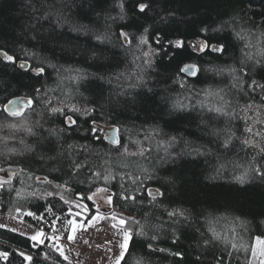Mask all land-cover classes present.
Masks as SVG:
<instances>
[{"label": "trees", "instance_id": "trees-1", "mask_svg": "<svg viewBox=\"0 0 264 264\" xmlns=\"http://www.w3.org/2000/svg\"><path fill=\"white\" fill-rule=\"evenodd\" d=\"M121 2L0 0V48L16 57L27 56L31 63H36L35 67H43L45 71L49 70L47 62L78 68V75L79 70L82 71L79 79L82 82L75 84L71 81L67 84L68 80H65L66 85L70 86L67 92L70 102L75 104L70 105L71 110L46 114L47 108L40 104L37 88L45 78H52L53 73L37 77L0 57V101L15 94H30L35 100V109L39 107L40 111L31 109L27 112L28 108L27 114L32 118L43 114L41 124L34 126L37 128L33 135L21 133L16 138L18 141L5 145L8 150L13 147L16 154L9 153L11 159H0V163H12L23 166L26 169L22 170L24 172L47 175L51 182L57 180L68 184L79 194L85 189V184L98 181L99 185L111 189L115 201L119 199L120 192L116 189L120 182L123 179L126 182L132 180L134 184L131 181L132 184L128 183L130 188L123 190L127 197L132 195L134 199H127V208L125 205L123 207L136 219L130 224L133 235L121 264H147L144 260L160 259L158 264H244L247 247L250 248L256 235L264 236V177L253 171V168L264 171L261 167L264 164V142L255 137V142L260 145L256 144L254 152L248 150L250 155L246 154L250 158L241 155L237 162H231L232 148L235 146L236 151L239 148V145H235L238 143L232 132L237 127L236 118L230 117L228 119L231 121H227L215 111L221 108L222 113L230 114L235 109L231 100L220 102V97L225 99L229 96L227 88L217 83L212 90L214 85L206 81L211 86L203 85L204 96L213 92L215 99L209 101L206 113L200 112L198 107L185 104L179 97L187 91L188 86L199 90L197 83L205 71H200L197 78L182 84L180 78L175 82V74L183 61L193 59L208 71L213 67L223 68L227 75L232 72L231 69H235L229 86L232 95L245 87L249 88L246 92H250L247 84L251 79L264 84V0H155L153 11L148 13L145 20L147 31L135 27L124 29L133 34L134 38L130 37L132 45V41L137 39L140 42L142 38L152 48L161 50L152 64L144 65L152 69L148 72L149 77L152 75L148 82L158 90L153 96L147 94L150 92L146 90V93H135L125 87L129 82L126 79L128 75L123 72L124 66L130 67L129 63L134 62H130L127 55L136 48L132 45L127 47L122 43L123 38H118L120 22L113 23L107 19L118 15ZM123 3L125 12H128L130 0H123ZM249 21H253L255 26ZM58 24L65 27L60 28ZM69 25L86 35L67 31ZM221 27L222 31H215ZM92 34L101 39L93 40ZM206 36L214 37L210 41L214 44L222 41L225 52L209 54L207 50L199 52L190 47L192 39L201 37L204 40ZM175 41H181L182 46L173 47ZM68 42H74L77 49ZM250 68L255 71H248ZM220 76L217 75L218 81ZM112 79L121 88L119 91L112 87ZM252 87L255 94L264 92L258 86ZM122 89H125L124 92H121ZM200 93L198 96L202 95ZM239 95L240 92L232 99L240 102ZM165 96L171 101L173 111L168 101L164 103ZM69 98L65 97L63 101L57 96L64 103ZM77 107H86L91 111L85 117H78V112L74 111ZM63 114L71 115L76 124L71 127L65 124ZM249 116L252 119L248 117L244 121L255 120L254 126L259 127L257 129L264 141V126L253 120L254 116ZM90 118L97 120L99 125L108 123L117 126L121 144L114 146L107 142L99 126L93 134ZM9 120L12 124L13 119ZM52 130H55L54 134ZM144 130L152 131L153 136L141 134ZM229 133L230 142L225 147L224 141ZM134 141H143L139 153L129 155L121 152L125 146L130 148ZM107 145L110 148L106 150L104 146ZM202 145L208 148V155L202 154ZM195 148L199 149V154L193 151ZM113 154L122 155L118 159ZM131 156L144 159L142 161L152 167V170L147 169L150 174L143 178L141 172L137 171L138 176L127 173L125 178L121 175L122 171L118 172L119 167H113L116 163H122V166L129 164L133 159ZM102 165L106 169L102 170ZM246 169L247 175L241 183L237 177L244 176ZM208 172H213L215 176L209 177ZM63 179L68 181L64 182ZM150 183L156 185L163 195H156V188L155 191L148 188ZM4 191L0 193L2 197ZM149 191L155 193L149 196ZM80 195L87 198L82 193ZM11 201L12 198L5 199L2 204L12 211L17 207L37 211L43 206L39 200L33 202V206L28 203L11 205ZM169 212H184L185 216L170 217ZM215 223L219 229L216 233L223 231V235H226L228 240L225 242L217 239L214 233L205 232L204 225L215 232ZM141 232L144 234L141 235ZM0 235L17 245L29 246L27 238L18 233L0 228ZM153 236L161 241L154 242ZM175 237L179 238L174 242ZM207 239L213 243L205 244ZM175 252L181 255H172ZM10 255L4 264H10L13 260L20 264L21 257L14 251ZM32 264L47 263L35 260Z\"/></svg>", "mask_w": 264, "mask_h": 264}, {"label": "rangeland", "instance_id": "rangeland-1", "mask_svg": "<svg viewBox=\"0 0 264 264\" xmlns=\"http://www.w3.org/2000/svg\"><path fill=\"white\" fill-rule=\"evenodd\" d=\"M114 5L116 6V3ZM64 27L65 25L63 26L60 25V28H64ZM66 30L71 31L74 34L80 33V34L86 35V33L77 30V27L73 29L70 27V25L66 28ZM92 38L93 40L95 39L98 40L97 36L95 37L94 34H92ZM202 40L203 38L201 37H195L194 39H192L191 45L199 44ZM70 43L73 44L72 45L73 48H76V46H74V42L73 43L70 42ZM70 43L68 42V44ZM125 45L129 47L132 44L125 43ZM139 45H141L140 42H139ZM80 48L84 49V47H80ZM0 50L7 51L3 48H0ZM145 52L149 53L147 57L144 55ZM160 52L161 50L158 49L157 51L155 48H152V46L149 44L141 45L140 47L136 48V50L132 52L129 51V55L127 56L130 62L132 61L134 62L129 63L131 65L130 67L126 68V65H125L124 71H123L124 73L128 75L126 79L129 82V85L128 84L125 85L128 91L130 92L133 91L135 93H137L138 91H144L143 93H146L147 91V92H150L147 94H151V96L154 95L155 91H158V90H155V88H153L154 87L153 83L151 87L150 86L151 82L150 83L148 82L150 80V77L152 76L150 74V77H149L148 72L151 71L152 69L150 70V67L145 68L144 65L149 66L150 64H152L154 59H157L159 57V55L161 54ZM8 53L12 55L10 52ZM77 53L80 54V52H77ZM21 62H26L28 64V68H26V70H29L30 72H32L31 69L38 68L34 66L36 65V63L35 64L31 63V61H29L28 57L25 55L17 57L15 65L19 67V64ZM47 64H49L48 65L49 70L45 71L44 74H42L41 76H44V75L47 76V73L50 72V73H53V77L50 78L49 80H46L45 78L42 81V85L37 88L39 91L37 94H39L38 98H39L40 104L43 105V107L45 108H50V104H52V100L57 99V96L63 101L65 100L64 99L65 97L69 98L68 97L69 93L67 92L70 86L66 85L65 80H68L67 84L71 83V81L72 83H75V84H78V82H82V80H79L81 79L80 75L82 71L79 70L80 74L78 75V72L76 71L78 70V68L68 67L67 65H59V64L53 65V63L51 62H47ZM191 64L195 65L197 68V71L195 72V74L189 75L181 71L182 68H184L185 66L191 65ZM75 66L77 67V65ZM144 69L146 72H144ZM217 69L218 68L213 67L211 71H208L206 67L204 68L203 66L200 65L198 61L193 60V59L183 61L180 64V67L177 71V75L175 74V82L176 80H178V78H180L181 84L187 81L194 80L195 78H197L200 71H205V75L202 76V78L197 83L199 90L191 89L192 87L189 88L188 86L186 88L187 91L184 92L179 97V99L183 100V102L185 104L187 103L189 106L198 107L199 108L198 110H200V112L205 111L206 113L207 109L210 106L209 101L210 100L212 101V99H215V98L212 97L213 92H210L211 95L206 94V96H204L205 91L204 92L202 91V89L204 88L203 85H209V86L214 85L212 86V90H214V87L216 86V84L219 83V85H221L223 88L225 87L227 88L226 91L228 92L227 94L229 95L228 97L226 96V98L223 100L220 99L221 103L225 102V100L227 102L231 100L232 106H235L234 110L239 111V113L237 114L239 116L238 119L241 120V118H244L243 120H247V118L250 117L249 116L250 114L251 116H254L253 120L256 119V121H258L259 124L264 126V121H263L264 92L262 93L258 91V94L257 93L255 94V92L252 90L253 85H251V82H250L247 85H249L250 87L251 95L245 97L240 94L238 98L240 99L241 97L240 102L236 103L234 99L232 98H234L235 95L237 96L238 93L234 92V94L232 95L231 93L232 88L231 87L229 88L231 81H232V76L234 75L233 71L227 75H226V72L224 71L223 74H221L220 76V74H218L217 72ZM228 72H230V70ZM217 75L221 77L220 81H218L219 79L217 78ZM115 76L116 75H114V77ZM206 81L212 84L211 85L206 84L205 83ZM111 82H112L113 88L118 89V91L121 89V88L119 89V85L116 82V80L114 81L112 79ZM209 86H208V90L210 88ZM124 90L125 89H122L121 92H124ZM247 90H249V88L247 89L245 87L241 89L240 91H247ZM200 91H202V93H200ZM222 91H224V89ZM71 93H72V90L70 91V94ZM109 93L111 95L114 94L113 92H109ZM126 93H129V92H126ZM199 93L202 95L198 96ZM183 97L189 99V101L186 102L187 99H184ZM16 98L19 99L18 100L19 103H17L14 106L18 107L19 109L25 108L24 106H27V108H29L27 112H30L31 109L37 112L39 110V107L35 109L36 107L35 106L36 104L34 102L35 100L31 98L30 94L29 95L15 94L14 96L6 98L4 100L1 99L3 101L2 102L0 101V119H2L0 120V159H3V160L11 159V157L8 156L9 153L16 154L13 147L10 150H8L7 148H5L6 147L5 145L11 144L12 141H18V139L16 138H18V135L21 133L28 135V136L33 135L34 130L37 128L34 126L37 124L40 125L41 124L40 122L42 119L41 117H43V114H38L37 117L34 116L35 118H32V116H30L29 114L25 119L19 121L21 123L16 124L13 122L12 123L13 125L10 124L11 121L9 119L11 118H8L9 117L8 115H10L9 112L11 111H5V108L6 106H8L11 109L13 105H9V101L16 100ZM167 98L166 96L164 97V103H165V100L166 102L168 101ZM23 100L24 101L31 100L32 103L31 104L27 103V104H24L23 106L22 104ZM70 101L71 99L69 98V101H67L66 104H64V102L59 103L63 111L69 112V110H71L69 109V107L71 108L70 105L72 104ZM167 103H170V108H172L171 101L170 102L168 101ZM239 103H242V104H239ZM188 105L186 106L189 107ZM79 109H81V111L78 112V114H76L78 117L87 116V114L84 112L86 107H81ZM171 110L173 111V108ZM48 113L50 114L52 113V111L49 110L46 114ZM250 118L252 119V117ZM251 122L252 120L246 121L245 128L244 129L242 128L243 132L244 130H248L249 128H251L252 126ZM253 122H255V120ZM89 125H90V129L93 134H95V132L97 131V127L99 126L101 129L100 131L102 132V134H104L106 141L109 142L111 145L118 146L121 144L122 139L120 135H118L119 137L118 143L114 142L110 138L111 133L108 131V128H112V126L105 129L104 125H101V124L99 125L98 121L93 120V118H90ZM255 127L256 128L254 132H256V130H258L257 128H259L257 126ZM116 132L119 133V131L117 130ZM140 133L146 136H153L154 134L150 130H144ZM97 135H98V132H97ZM141 142L134 141L132 146H130V148L129 147L127 148L125 146L123 147L121 152L129 153V155H135L137 154V151L142 150ZM256 144L257 143H253L249 141V143L245 145L244 147L250 148V150L253 152V151H256ZM104 147L106 150L110 148L108 145L107 147L106 146ZM120 156L119 155L115 156L113 154V157L118 158V159ZM131 157H133L134 160L130 159L129 164H123L122 166L121 165L122 163H116L113 165V167L115 166L119 167L120 170L118 172L121 173L122 171L123 173L121 175L123 176L127 173L129 175L135 174L138 176L137 171L141 172V174L143 175L142 176L143 178H145V175L150 174V172H148L147 169L152 170V167L148 164H145L144 163L145 161H142L144 159H139L135 156H131ZM44 159H46L47 161L46 157ZM42 161H45V160L42 159ZM0 169H2L0 170V188L4 187L1 189L0 193L5 190L4 191L6 195V196L4 195L5 199L12 198V201L10 203L11 205H15V203H18V204L28 203L30 205L32 204L34 205L33 202L35 201H33L30 198H41L43 200L42 208H40L37 211L30 209V208L22 209L20 207L15 208L14 211L12 210L6 211V209H3L2 206H0V224L5 225V227H2L1 229H6L11 232L18 233V234L21 233L20 231H23L25 233H28V235H21L26 238L28 236L36 234L38 229H43L45 235L48 237V239L45 240V243L43 245H39L38 247L31 248L30 246H27V247L25 246V248L29 250V254L33 256V261L35 260L41 261V262L44 261L47 264H52L51 255H55L54 256L56 257L55 261L56 262L60 261L62 264H119L120 263V260L123 259V257L125 256L128 250V247L126 250H122L120 248V243L124 239L121 229L128 228L129 226L131 230L129 228L128 229L132 231L130 224L132 225L133 222L135 221L134 219H136L134 218V215L131 214L130 211H127L126 209L127 208V205H126L127 203H125L126 200L129 198L132 199L133 197L132 195L127 197L126 193H124L123 189L130 188L128 186V182H126L125 179H123V181L120 182V185L117 186L116 190L118 193L120 192L118 194V198H119L118 200L115 201L114 196H112L111 189L108 188L107 190L104 187L97 188L93 196L90 195L92 199L88 200L87 198L81 199L80 197L81 193L89 197L88 196L89 194H86L87 193L86 191H83L79 194L77 192V189H75L74 187H71L68 184L66 185L65 183H62V182H60L59 186L56 187L58 184L51 182L49 180L50 177L42 178L40 176L41 174L39 173H35L31 171H29V173L28 171L24 172L22 170H26V169H24L23 166L19 167L12 163H8V164L0 163ZM101 169L102 170L106 169V167L102 165ZM1 182H3V184ZM61 194L64 195L65 199H61L62 197L61 198L58 197ZM109 195L112 196L111 204L108 203ZM65 201L67 203H65ZM93 204L97 205L99 209V212L95 213L96 215L99 216L98 220L87 219L89 217L88 215L91 214L90 212L93 207ZM85 205H86V208L82 207ZM124 205L126 206V208H124L125 207ZM29 212H35L37 215L35 217L29 216L28 215ZM77 212H80L81 216L75 215V213ZM109 212L111 214H109ZM69 213H72V215H70ZM105 215H107V218H105ZM113 215L117 217L115 220L112 219ZM39 217H44V219L41 220L39 219ZM56 217H58L59 219H56ZM120 218H123L124 220H126L127 222L126 225H121L119 223ZM69 220L73 221L71 225H69L68 223ZM53 224H55V227L59 229L58 233H53V232L49 233ZM81 224L86 225V230L84 228H81ZM204 226H205V232L212 233V234L214 233L223 242H225V240H228L225 237L226 235H223V231L221 233H218V232L216 233V231L219 230L216 223H215V232L213 231V228L209 229L208 228L209 226L207 225H204ZM12 229H16V231H12ZM72 229H75L76 231L72 232ZM70 234L74 235L75 237L74 240L72 241H69L67 239L68 235ZM85 241H87V243H85ZM53 244H55L57 247H60L61 251L63 252V256H61L60 252L56 250V247H53ZM0 245H2V247L6 248L7 250L9 249V251L10 250L14 251L13 249L20 251V249L17 247V243L9 239H6L4 236H1V235H0ZM247 249H248V253L246 257V263L244 264H264V236L263 235H256L255 238L253 239V242L250 248L248 246ZM0 251L2 252L1 248H0ZM45 254H47V258H45ZM65 256L67 257V259H64ZM8 259L9 258H6V260ZM48 259L50 261H47ZM20 260H21L19 261L20 264H29V262L24 261L22 258ZM33 261L30 262V264H32ZM16 262H17L16 260H13L11 261L10 264H14V263L16 264Z\"/></svg>", "mask_w": 264, "mask_h": 264}, {"label": "snow or ice", "instance_id": "snow-or-ice-1", "mask_svg": "<svg viewBox=\"0 0 264 264\" xmlns=\"http://www.w3.org/2000/svg\"><path fill=\"white\" fill-rule=\"evenodd\" d=\"M130 3H131V8L129 9L128 12H125L124 3H123V0H122V2L120 4V11H119L118 15L116 17L109 16L107 18L108 20L112 21L113 23H116L117 21L120 22L119 23L120 31L118 33V38L119 37L123 38L122 43H131L130 37L134 38L132 33L128 32V31H124V29H130V28H134L135 27L138 30L147 31V29L145 28V20L148 17V13L153 11V8H154V5H155V0H130ZM249 22L252 23L253 26H255L253 21H249ZM222 30H223V27L218 28L215 31H222ZM109 31H110V26H109ZM202 31L207 32L208 30L207 29H203ZM97 38L101 39V37H99V36ZM213 38L214 37L206 36L205 39L202 40L199 44L190 45V47L195 48L199 52H203V51L207 50V51H209V54H211V53H224L225 52L224 43L222 41H218L216 44H212L210 41ZM140 43L141 44H146L147 42L144 41L141 38ZM181 46H182V42L181 41H176L175 44L173 45V47H177V48H179ZM101 55H102V53H101ZM144 55L147 57L149 55V53L145 52ZM0 57H2L5 62L11 63V64H15L16 59H17L16 56L10 55L8 53V51H3V50H0ZM19 68L20 69H26V68H28V64L26 62H21L19 64ZM262 70H264V69H262ZM31 71L37 77H39L42 74H44L45 69L43 67H38V68H35V69H31ZM181 71L184 72V73H187L189 75H193L196 72V66L195 65H188V66H185L184 68H182ZM224 71H225L224 69H217L218 74H223ZM231 71L234 72L235 69H231ZM241 71H243V70H241ZM248 71L254 72L255 69L254 68H250ZM251 85H255V86H258V87L264 89V84H258V82L255 79H251ZM220 99L223 100V97H220ZM16 103H18V101H16V100L9 101V105H15ZM31 103H32V101L29 100L28 104H31ZM174 107H177V106H174ZM5 111H11L12 115H18L19 114L18 112L14 111V110H11L8 106H6ZM51 111H52V113H59V112H62L63 110L59 109V108H52ZM74 111L75 112H80L81 109L75 108ZM89 111H91V110H89V109H85L84 110L85 113H87ZM215 111L218 112V113H222L223 109L216 108ZM65 124H67L69 127H71L72 125L76 124V120H74L71 115H66L65 116ZM248 131L251 132V129L249 128ZM54 133H55V130H52V134H54ZM213 134H217V133L214 132ZM230 135L231 134L229 133V137L226 138L225 141H224V146L225 147H227L229 142H230ZM173 139H175V138H173ZM244 143L248 144L249 141L245 140ZM193 151H195V152H197L199 154V149L198 148L193 149ZM261 167L264 168V164H262ZM0 170H2V169H0ZM253 171L254 172H258L262 177H264V171H261L260 168H253ZM246 175H247V169L245 170V175L241 176V177H237V179L241 183H243L244 180H245ZM148 195L152 196L153 193L151 191H149ZM156 195H163V194L159 192V189H157L156 190ZM81 198H83V197H81ZM61 199H63V198H61ZM87 199L91 200L92 197L89 196V197H87ZM111 202H112V196L109 195L108 203L111 204ZM65 203H67V202L65 201ZM82 207L86 208V205L82 206ZM93 208L95 209L96 213L99 212V209H98V207L95 204H93ZM69 214L72 215V213H69ZM28 215L35 217L37 214L35 212H29ZM75 215L81 216V213L77 212V213H75ZM168 215L170 217H177V216L183 217V216H185V213L184 212H169ZM105 218H107V215H105ZM116 218L117 217L115 215L112 216L113 220H115ZM39 219L43 220L44 217H39ZM56 219H59V218L56 217ZM87 219H89V220H98L99 216L96 215V214H93V216L88 217ZM68 223H69V225H71L73 223V221L69 220ZM119 223L121 225H125L127 222L123 218H120L119 219ZM2 227H5V225L0 224V228H2ZM81 228H84L86 230V225L81 224ZM50 230L53 233H58L59 232V229H57L55 227V224H53V226H52V228ZM12 231H16V229H12ZM75 231H76L75 229H72V232H75ZM121 232L123 233L124 239L120 243V248L122 250H126L127 247H128L129 242L132 239L133 233L128 228H122ZM140 234L143 235L144 233L141 232ZM20 235H24V233L21 232ZM74 238H75L74 235H71V234L68 235V237H67V239L69 241L74 240ZM178 238L179 237H175L174 238V242H175V239H178ZM218 238L219 237H217V239ZM46 239H48V237L45 235L43 229H38L36 234L27 237V240L29 242V246L31 248H35V247H38L39 245H43L45 243ZM152 239H156V237L153 236ZM85 243H87V241H85ZM204 243L205 244H212L213 241L211 239H207V240L204 241ZM148 246L151 247L150 244ZM53 247H56V250L58 252H60L61 256H63V252L61 251L60 247H57L55 244H53ZM157 251H164V249H157ZM16 254L19 257H21L24 261L29 262V264H30V262L33 261V256L30 255V254H27L24 251H19ZM8 255H9L8 252L0 253V258H7ZM172 255L180 256L181 253L180 252H175V253H172ZM45 258H47V254H45ZM64 259H67V257L65 256Z\"/></svg>", "mask_w": 264, "mask_h": 264}, {"label": "bare ground", "instance_id": "bare-ground-1", "mask_svg": "<svg viewBox=\"0 0 264 264\" xmlns=\"http://www.w3.org/2000/svg\"><path fill=\"white\" fill-rule=\"evenodd\" d=\"M259 38V37H258ZM132 43H133V47H135V48H138V47H140V45H139V41H137V39L136 40H134V41H132ZM240 92V94L242 95V96H245V97H247L248 95H250L251 94V91L250 92H246V91H239ZM239 92H237V93H239ZM19 99H17L16 98V101H18ZM238 101V100H237ZM60 102H62L60 99H54V100H52V104H50V108H47V111H49V110H52V108H59V109H61V105L59 104ZM19 103V102H18ZM28 103V101H22V104H23V106H24V104H27ZM237 103V102H236ZM17 104V103H16ZM15 104V105H16ZM64 104H66V103H64ZM72 106L73 105H75V104H71ZM64 106H66V105H64ZM25 108H18V107H16V106H14L13 105V107H11V110H14V111H16V112H18L19 114L18 115H12L11 114V112H9V114L10 115H8L10 118H12L13 119V121L12 122H14V123H16V124H19V123H21V122H19V121H21V120H23V119H25L29 114H27V110H28V108H27V106H24ZM239 113V111L238 110H233V112H231L230 114L229 113H221V114H219L221 117H223V118H227V121L228 120H230L231 121V119H228V118H230V117H232V118H236V121H235V124H236V129L235 130H232V132H233V137L234 138H236L237 139V143L238 144H235L236 146H238L239 145V148H240V150H239V148L237 149V151L235 150V146L232 148L233 150H234V153L230 156V161L231 162H237L238 161V159L240 158V156L242 155V156H244V157H247V158H250L247 154H249L250 155V153H249V151L248 150H250V148H245L244 146L245 145H247V144H245L244 143V141L245 140H247V141H250V142H253V143H256L255 142V137H257L258 139H260L262 142H264L263 141V139H262V133H260L259 132V130H256V132H254V130H255V126H254V123H253V121L251 122L252 123V126H251V132H249L248 130H244V132L242 131V128L244 129L245 128V126H246V122L244 121V120H240V119H238V114ZM251 113V112H250ZM30 117V116H29ZM33 118H35V117H33ZM242 123H241V122ZM11 124V123H10ZM243 126H242V125ZM103 125V124H102ZM231 125H233V124H231ZM110 126H112V128H114L115 130H117L118 131V128H117V126H115V125H112V124H108V123H104V128L106 129V128H108V127H110ZM111 128H108V131L111 133ZM243 133H245V134H243ZM115 134L118 136L119 135V133H117V132H115ZM113 135H112V133H111V137H112ZM250 136H251V138H250ZM257 144H259V143H257ZM184 145H186V143L184 144ZM260 145V144H259ZM164 146H166V145H164ZM175 146H177V145H175ZM127 148H128V146H126ZM170 148H172V147H170ZM184 148H186V147H184ZM201 148H202V154H209V150H208V148L206 147V146H201ZM129 150V149H128ZM254 152V151H253ZM137 153H139V151H137ZM247 153V154H246ZM215 173V172H214ZM42 178H47L48 176L47 175H40ZM208 176L209 177H214L215 175L213 174V172H209L208 173ZM125 177V176H124ZM126 178V177H125ZM63 181L65 182V181H68V180H66V179H63ZM132 181V180H131ZM131 181L129 180L128 181V183L129 184H132L131 183ZM58 182H60V181H57V180H55V182L54 183H56V184H58L56 187H58L59 186V183ZM133 182V181H132ZM2 184H3V182H1ZM152 183H155V181H152ZM1 184V185H2ZM133 184H134V182H133ZM72 185H75L74 183L72 184ZM85 189H83V191H86L87 192V194H89L88 196H93V194L95 193V190L97 189V188H99V187H104V188H106L107 190H108V187L107 186H103V185H99V182L97 181V182H94V183H88V184H85ZM2 188H4V187H1L0 189H2ZM148 188H150L151 190H154L155 191V188H156V190L158 189L157 187H156V185H152L151 183L150 184H148ZM155 192H153V194H154ZM59 198H63V199H65V197H64V195H59L58 196ZM33 201H36V200H39V201H41V202H43V200L41 199V198H31ZM82 199V198H81ZM3 200H5V197L3 196L2 197V195L0 194V206H2V208L3 209H6V211H10V209L11 208H9V207H6V206H3V204H2V201ZM97 206V205H96ZM98 207V206H97ZM167 207V206H166ZM42 208V207H41ZM13 210H15V209H13ZM52 210V209H51ZM91 214L90 215H88L89 217L91 216V215H93V214H95L96 212H95V209L92 207V209H91V212H90ZM109 214H111L110 212H109ZM264 221V220H263ZM52 228V227H51ZM264 228V227H263ZM20 232H23V231H20ZM52 231L50 230L49 231V233H51ZM24 233V235H28V233H25V232H23ZM52 235V234H51ZM154 242H158V241H161L159 238H156V239H152ZM17 247L20 249V251H23L24 250V252H26L27 254H29V250H27L24 246H20V245H17ZM0 248H1V250H2V252L0 251V253H3V252H8L9 253V255L7 256V258H10V254H11V250L9 251V249L7 250L6 248H4V247H2V245H0ZM14 250V252L15 253H17V251L18 250H15V249H13ZM19 252V251H18ZM54 259V260H53ZM56 260V258L55 257H52L51 258V263L52 264H62L60 261L59 262H56L55 261ZM58 260V259H57ZM47 261H50L49 259L47 260ZM121 261H122V259L120 260V263L119 264H121ZM152 261V260H151ZM150 260L149 261H147V260H144V262L145 263H149V262H151ZM158 261H161V259L160 260H155V261H152L151 262V264H158V263H160V262H158ZM5 262H7V260H6V258H0V264H4ZM164 264V263H163ZM214 264H217V263H214Z\"/></svg>", "mask_w": 264, "mask_h": 264}, {"label": "water", "instance_id": "water-1", "mask_svg": "<svg viewBox=\"0 0 264 264\" xmlns=\"http://www.w3.org/2000/svg\"><path fill=\"white\" fill-rule=\"evenodd\" d=\"M192 65V64H191ZM196 71H197V68H196ZM111 133H112V137H110L114 142L118 143V139L119 137L115 134L116 130L114 128H111Z\"/></svg>", "mask_w": 264, "mask_h": 264}]
</instances>
